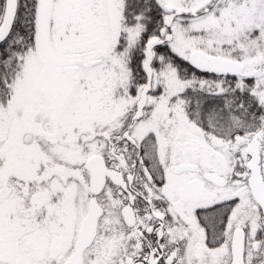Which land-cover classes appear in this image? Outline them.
Returning <instances> with one entry per match:
<instances>
[{"label": "snow or ice", "instance_id": "1", "mask_svg": "<svg viewBox=\"0 0 264 264\" xmlns=\"http://www.w3.org/2000/svg\"><path fill=\"white\" fill-rule=\"evenodd\" d=\"M0 264H264V0H0Z\"/></svg>", "mask_w": 264, "mask_h": 264}]
</instances>
